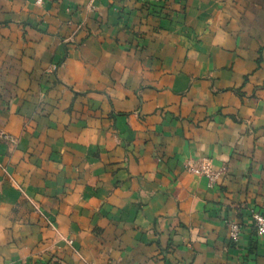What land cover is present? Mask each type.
<instances>
[{
    "label": "crops",
    "instance_id": "1",
    "mask_svg": "<svg viewBox=\"0 0 264 264\" xmlns=\"http://www.w3.org/2000/svg\"><path fill=\"white\" fill-rule=\"evenodd\" d=\"M253 213L264 0H0V264H264Z\"/></svg>",
    "mask_w": 264,
    "mask_h": 264
},
{
    "label": "built area",
    "instance_id": "2",
    "mask_svg": "<svg viewBox=\"0 0 264 264\" xmlns=\"http://www.w3.org/2000/svg\"><path fill=\"white\" fill-rule=\"evenodd\" d=\"M188 170L194 175L206 177L210 183L213 182L215 176L210 173L208 163H202L198 166L188 165ZM253 227L255 229L256 235L264 237V217L261 214L253 213L251 216ZM50 224L49 222H47ZM51 225V224H50ZM240 227L237 223H230L228 225V237L231 242L236 243L239 240Z\"/></svg>",
    "mask_w": 264,
    "mask_h": 264
}]
</instances>
